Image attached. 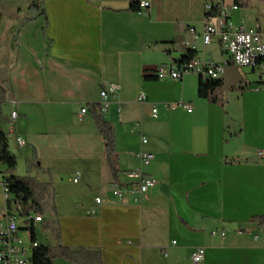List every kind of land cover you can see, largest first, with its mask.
Instances as JSON below:
<instances>
[{
	"label": "crops",
	"instance_id": "0c3cea01",
	"mask_svg": "<svg viewBox=\"0 0 264 264\" xmlns=\"http://www.w3.org/2000/svg\"><path fill=\"white\" fill-rule=\"evenodd\" d=\"M42 1L44 14L13 26L15 42L0 53L7 93L0 129L18 151L32 149L26 162L37 164L38 186L72 177L71 188H54L55 199L43 195L50 216L37 228L51 241L43 226L59 228L60 245L99 251L104 264H194L196 249L205 250L200 264H264V230L252 221L264 216V162L257 158L264 150V91L237 79L219 40L203 43L206 3H221L231 22L254 29L242 8L234 0ZM142 2L150 4L143 13L130 11ZM190 50L227 63L224 107L199 98V77H155L162 65L178 68ZM110 86L118 96L103 117L114 131L119 184H132L129 175L139 170L158 181L139 202L109 190L117 182L93 107ZM18 138L26 145L18 146ZM142 153L151 156L148 164Z\"/></svg>",
	"mask_w": 264,
	"mask_h": 264
},
{
	"label": "built area",
	"instance_id": "2783aa9c",
	"mask_svg": "<svg viewBox=\"0 0 264 264\" xmlns=\"http://www.w3.org/2000/svg\"><path fill=\"white\" fill-rule=\"evenodd\" d=\"M149 6V2H142L140 4L142 9H146ZM234 9L237 10L238 8L234 7ZM211 10V5L205 6L206 12ZM204 21V45L209 46L216 39L219 40L223 53L229 57L228 63L240 68H251L254 72H258V89L264 91V30L262 29V24L259 23L256 28L246 30L243 24L235 25L231 22L225 12H223L221 18H206ZM191 32L194 34V30H191ZM185 44L188 45V42H185ZM226 67L227 63L218 64L212 60L195 57L180 68L169 64L162 65L155 70L154 75L160 81H178L184 75L190 74L198 76L203 82H208L223 78L226 73ZM117 96L118 88L116 86H110L101 91L99 106L102 114H106L112 104L116 103ZM146 100L145 95H141L139 98L140 102H145ZM178 106L185 108L189 113L192 112V107L189 105L179 103ZM122 109L123 107L119 105L118 111L121 112ZM81 113L85 114L87 110L83 109ZM153 113L155 116L157 115V108H154ZM11 118L12 122H15L18 114L15 111L12 112ZM10 132H14L13 125L10 128ZM17 143L20 147L26 145L25 141L21 138H18ZM143 143L146 144L147 140H144ZM140 158L145 164H148L151 160V156L147 153H142ZM257 158L264 162V150L257 153ZM129 177L134 182L126 187L121 186L119 183H112L110 185L109 190L116 199L124 200L130 196L134 202H139L158 184L155 178L144 174L141 170L131 172ZM77 181L78 179L75 180V183ZM2 187L5 205L0 209V264L31 263L32 253L29 255V248L24 245L23 239L19 237V217L24 220L27 227L39 226L43 222V217L35 213L22 217L16 203L13 204L14 209L11 211L7 206L10 197L3 182ZM96 203L101 204V199H97ZM26 231L30 237V231ZM38 246V242L30 240L32 251ZM162 253L167 256V252L163 251ZM204 255V249H196L191 253V260L194 264H200L204 259Z\"/></svg>",
	"mask_w": 264,
	"mask_h": 264
},
{
	"label": "trees",
	"instance_id": "16d2710c",
	"mask_svg": "<svg viewBox=\"0 0 264 264\" xmlns=\"http://www.w3.org/2000/svg\"><path fill=\"white\" fill-rule=\"evenodd\" d=\"M234 2L239 8L248 7V4L244 2V0H234ZM208 4L212 6V10L206 12L205 6ZM28 11L32 13V17L24 20V23L30 22L36 19L39 15L44 14L43 1L30 0ZM130 11L134 14H141L145 9L140 7V3H133ZM203 14L204 20L206 18H221L223 14V6L221 3H206L203 7ZM195 57H197L196 51H188L178 62V68L182 67ZM223 87L224 82L222 79L203 82L201 78H199L198 96L210 103L219 104L224 107L227 104V99L220 98L223 92ZM6 101L7 93L0 87V127L2 125V107ZM103 115L104 114L100 111V106L93 107V118L99 128L104 143V154L108 166L114 176V182L119 183L120 171L117 164L118 155L115 150L114 131L110 123L104 119ZM0 164L5 167L6 175L3 177V183L8 190V195L10 197L7 202L8 208L12 211V205L16 203L20 209L22 217H27L33 213L45 216L48 204L44 201L43 194L47 192L49 186H38L36 180L30 176L22 178L14 175L17 168V158L10 151L8 134L1 129ZM27 169L28 173L31 175L34 170L38 169V166L33 160H30L27 162ZM252 221L258 223L264 230V216L253 218ZM36 229L37 227L34 226L25 228H21L20 226L19 228V230L30 231V240L39 243ZM43 229L52 231V235L58 244L53 246L42 245L39 243V246L32 251L31 264H55V261L59 259L64 260L69 264H104L102 261V254L99 251L87 250L84 248L74 250L60 245L61 233L59 228L56 227L50 229V224H46L43 226Z\"/></svg>",
	"mask_w": 264,
	"mask_h": 264
},
{
	"label": "rangeland",
	"instance_id": "374dc122",
	"mask_svg": "<svg viewBox=\"0 0 264 264\" xmlns=\"http://www.w3.org/2000/svg\"><path fill=\"white\" fill-rule=\"evenodd\" d=\"M246 2L249 3L248 7L242 8L241 9V14L243 15L245 21H246V26L247 28L253 26L256 28L258 25V20L261 21L263 24V30H264V0H245ZM30 0H0V53L4 52L5 54L6 49L8 45L11 42H15V37H13L12 33H10L11 29L13 26L18 25L19 22L23 21L25 18L31 17L32 13L28 11ZM210 49L213 50V48H216L215 45L209 47ZM216 52H219L218 50ZM215 56H218V54H215ZM220 56V53H219ZM223 57L226 58V60H229V57L227 55H223ZM236 70V77L240 81L244 82H249V81H254L258 82V77L259 73L258 72H252L251 68H240V67H235ZM4 67L0 68V77L2 76ZM198 79V76L193 75ZM227 92H229V89L224 88L222 95L220 98L227 99ZM7 109L8 107L5 108L4 113H5V120L7 122L8 115H7ZM6 134H8L6 132ZM9 143H10V150L11 152L15 155L17 158V168L15 171L16 176L25 178V177H32L34 178L36 174L32 176L28 173L27 169V159H28V153H31L32 149L27 148V149H21L20 151L17 150L15 146V141L14 138L8 135ZM6 175L5 173V167L0 164V209L4 206L5 200H4V192H3V187H2V182H3V177ZM38 176V175H37ZM42 177V174L39 175ZM59 177H55V181H53V186H49L47 188V195L50 194L52 197L54 196V188H71L72 186V177L71 173H67L64 177V180L58 179ZM45 193V194H46ZM44 195V194H43ZM51 197V200L53 199ZM49 199V197H47ZM55 199V196H54ZM49 202V201H47ZM48 205H51L47 203ZM50 208V207H49ZM47 215L50 216V213L47 212ZM19 223L21 228L27 227L25 225L24 220L19 217ZM19 237L23 239V243L26 247L29 248L30 254L32 253V249L30 247V237L27 233L26 230H20L19 231ZM37 237L38 241L42 245H48V243H51V245H54L55 241H51L48 239L47 234L42 231V227L37 228ZM31 264V263H28ZM55 264H69L66 263L64 260H56Z\"/></svg>",
	"mask_w": 264,
	"mask_h": 264
}]
</instances>
